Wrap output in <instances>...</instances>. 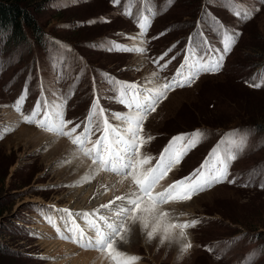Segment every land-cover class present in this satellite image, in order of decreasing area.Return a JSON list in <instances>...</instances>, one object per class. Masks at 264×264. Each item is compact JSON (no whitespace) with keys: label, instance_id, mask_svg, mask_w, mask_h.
Wrapping results in <instances>:
<instances>
[{"label":"rangeland","instance_id":"374dc122","mask_svg":"<svg viewBox=\"0 0 264 264\" xmlns=\"http://www.w3.org/2000/svg\"><path fill=\"white\" fill-rule=\"evenodd\" d=\"M15 1L36 19L43 40L29 34L31 45L7 46L5 36L0 35V264H112L106 256L100 259L98 249L81 248L57 234L56 226L63 231L66 225L56 209L91 212L96 208L92 206L105 201V194L97 196L93 205L76 209V193L89 197L92 184L78 183L79 177L73 181L78 175L67 169L75 160L73 156L65 154L60 159L42 143L51 141L48 144L52 146V138L64 139L77 154L78 148L68 137L23 122L15 104L25 87L24 115H30L37 100L43 104L47 98L49 106L66 100L65 119L80 123L98 95L109 121L118 123L110 113L127 109L113 99L105 74L155 87L171 79L187 45L195 43L196 52L205 59L222 52L221 25L237 34L230 51L223 53L222 67L214 73H201L192 85L168 94L144 124L145 134L154 139L141 151L155 158L173 136L195 130L205 133L157 191L199 167L222 139H228L227 133H234L237 142L245 140L243 151L231 162L224 182L187 203L160 206V211L168 212L170 223L177 219L199 221L186 230L178 244L169 240L161 244V237L155 236L149 241L142 225L137 224L126 236L127 243L118 247L129 256L140 257L134 264H264V0ZM236 11L241 16H236ZM245 12L252 13L250 19L243 18ZM143 16H148L151 24L144 37L146 44L128 38L137 35ZM160 33L165 35L152 39ZM202 38L208 47L201 44ZM109 41L143 46L147 51L109 50ZM172 45L176 47L165 59L175 56V60L153 76L158 71L153 58ZM22 126L34 127L47 136L36 141L19 137L17 131ZM96 135L99 133L93 140ZM106 194L110 197L112 191ZM71 195H75L73 200ZM47 217L54 219L56 226L48 223ZM75 218L86 234L94 235L82 218ZM146 218L151 227L155 225L152 214ZM189 242L192 248L181 252L180 244ZM91 252L95 255L85 258Z\"/></svg>","mask_w":264,"mask_h":264},{"label":"snow or ice","instance_id":"6c2138e0","mask_svg":"<svg viewBox=\"0 0 264 264\" xmlns=\"http://www.w3.org/2000/svg\"><path fill=\"white\" fill-rule=\"evenodd\" d=\"M119 3V0H114ZM131 16V12L126 13ZM154 15V14H153ZM241 16L240 11L235 12ZM251 12H245L243 18L250 19ZM151 27L148 16L139 19V32L129 39L139 40L146 44L144 37ZM223 32V50L215 58H203L196 52V44H189L183 49L184 59L175 70L171 79H166L155 87H147L138 82L119 81L110 74H105L106 79L112 85L110 91L114 93L113 99L124 105L127 111L111 112V118L118 123L109 121L106 110L100 103V97L95 96L86 117L80 123L65 119L66 100L49 106L47 98L43 104L37 100L30 115L22 112V101L27 98V87L18 97L15 107L21 113L23 122L35 124L49 133L68 137L73 145L78 148V154H82L91 160L94 166L92 176L85 175L78 183L88 182L100 171L115 173L126 181H130L129 189L123 195H115L107 203L101 204L91 212L82 211L73 213L70 209H56L62 213L61 219L66 228L61 231L59 226L51 217H47L48 223L56 226L57 234L61 239L71 240L84 249H98L105 253L112 264H134L140 257L129 256L119 250V243H127L126 236L132 234L135 225H142V231L150 241L160 229V221L168 216L167 211H160V206L170 202L190 201L193 196L212 188L214 185L228 179L231 162L243 151L245 140L237 142L232 137L234 133L225 134L228 139H222L209 153V156L194 169L188 176L177 179L168 184L162 191H157V186L177 166L181 165L186 155L197 146L203 139L205 133L195 130L192 133H180L173 136L168 144L163 147L157 157L142 155V149L149 144L154 137L145 134L144 124L151 113L156 112L158 105L167 99L168 94L177 88L192 85L201 73H214L222 67L223 53L230 51L235 42V33L228 32L221 25ZM165 33H160L152 39H158ZM199 35V33L197 34ZM109 50L145 53L147 49L143 46H128L109 41ZM201 44L208 47L206 38L201 39ZM175 45L153 58V63L158 66V71L153 76H158L175 60H166ZM164 61V63H161ZM260 87V84H255ZM69 125H73L69 127ZM5 129L4 131H7ZM79 130V132H78ZM96 133V138L92 137ZM2 138V136H0ZM227 145V147H225ZM155 159V163H153ZM148 167H145V166ZM235 183L234 180L230 181ZM134 186V187H133ZM264 187V184H261ZM105 186V191H107ZM107 213V214H104ZM152 214L156 221L150 228L147 215ZM82 218L88 230L94 235L86 234L80 227L75 217ZM198 220H185L168 223L163 226L161 244L172 239V230L179 229V239L183 240L186 230L195 227ZM67 233V234H66ZM192 244L181 243V252H187Z\"/></svg>","mask_w":264,"mask_h":264},{"label":"bare ground","instance_id":"6f19581e","mask_svg":"<svg viewBox=\"0 0 264 264\" xmlns=\"http://www.w3.org/2000/svg\"><path fill=\"white\" fill-rule=\"evenodd\" d=\"M11 117L10 115H8V118ZM10 120V119H9ZM8 120V121H9ZM17 135L19 137H26V136H29L30 138H32V141H36L38 140L39 138L41 139L43 136H45L46 134L43 133L42 131H38L36 130L34 127H31V126H22L20 127V129L17 131ZM47 136V135H46ZM58 138V137H57ZM48 139V138H47ZM54 142L52 141V146L49 145L48 143L50 142H41L42 143V146L45 144L47 146L50 147V152L52 154H57L60 159H64V156L65 154L68 156V158L71 156L72 159L74 158L75 160L71 161L69 163V166L67 167V169L73 173H75L74 175H78V176H74L72 179H74L73 181H76V179L78 178V180L80 181L81 178L85 175H90L92 176L94 174V166H92L91 162L83 157L81 154H77L75 152L74 149H72V146L69 145V143L64 140V139H54ZM40 141V140H39ZM77 156H79V158H77ZM71 159V160H72ZM69 160V159H68ZM70 161V160H69ZM68 161V162H69ZM56 162H59V159L56 161ZM53 165H50L49 166V169L52 168ZM68 172V171H67ZM97 174V173H96ZM95 174V175H96ZM99 174V178L98 180H93L91 179L90 181L88 182H84L86 183L87 185L88 184H92V190L91 191V194L89 195V197L87 196H82L80 193L77 194L76 193V197L74 199V196L75 195H71V199L70 200H73L74 199V204H75V207L76 209H80V208H87V205H90V204H94L93 200H95V198L97 199V196L99 195H103L105 194V201L103 203H96L94 206H92L93 208L96 207L98 208L101 204H104V203H107L110 199H112L115 195H123L127 192V190L129 189V185H130V182L129 181H126L124 180L122 177H117V178H110L107 174L105 173H102L101 171L98 173ZM167 178V177H166ZM71 179V180H72ZM168 179V178H167ZM169 181V180H168ZM161 184V182H160ZM164 185V184H163ZM162 185V186H163ZM105 186L107 187V189L110 191H112V194L109 195L106 194V192L108 191H105ZM165 186V185H164ZM110 188V189H109ZM82 189V188H81ZM85 189V188H84ZM112 189V190H111ZM80 190V189H79ZM79 192V191H78ZM119 192V194H117ZM81 199V200H80ZM84 202L83 205H81V202ZM187 203V202H186ZM91 206V205H90ZM186 207H189L188 204L186 205ZM149 216V215H148ZM147 216V217H148ZM152 217V216H150ZM150 220V219H149ZM151 221H155V220H152ZM163 221L164 222H168L170 223V221L166 218H164V220H161V222ZM183 221V220H182ZM149 222V221H148ZM160 222V223H161ZM151 223L149 222V225ZM154 226V225H153ZM162 226V225H161ZM151 228V226H150ZM135 230H139V228L135 229ZM175 231H179V229H175V230H172V235ZM134 232V231H133ZM137 232V231H136ZM135 233V232H134ZM176 234V233H175ZM163 235V227H160V229L158 230V233L155 235V238H160L161 236ZM134 236V235H133ZM135 237V236H134ZM129 238V237H128ZM157 240V239H156ZM179 233H177L175 239H171L169 241H172L173 244L174 243H177L179 242ZM168 241V240H167ZM168 243V242H167ZM178 244V243H177ZM121 246V244H119ZM93 255H95L94 253H90L89 256H86L85 258H89V257H92ZM100 256V259H105L107 256L104 254V253H100L98 254ZM106 256V257H105Z\"/></svg>","mask_w":264,"mask_h":264},{"label":"trees","instance_id":"16d2710c","mask_svg":"<svg viewBox=\"0 0 264 264\" xmlns=\"http://www.w3.org/2000/svg\"><path fill=\"white\" fill-rule=\"evenodd\" d=\"M29 34L42 42V31L32 14L18 1L0 0V35L5 36L7 46L31 45Z\"/></svg>","mask_w":264,"mask_h":264}]
</instances>
